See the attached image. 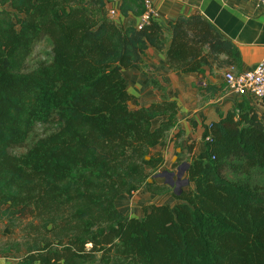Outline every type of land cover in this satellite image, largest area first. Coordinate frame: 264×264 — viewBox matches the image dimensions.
<instances>
[{
    "label": "trees",
    "instance_id": "obj_1",
    "mask_svg": "<svg viewBox=\"0 0 264 264\" xmlns=\"http://www.w3.org/2000/svg\"><path fill=\"white\" fill-rule=\"evenodd\" d=\"M145 8L122 0L119 11ZM166 28L169 67L202 74L205 98L227 85L204 79L205 66L240 70L238 44L201 12L138 28L109 16L106 0H0V216L23 219L27 248L4 264H264V183L243 175L264 168L253 105L205 124L206 149L186 163L195 187L154 178L165 161L154 147L177 125L179 104L153 77L161 99L132 107L124 70L143 68L149 46L163 49ZM43 39L50 56L28 67ZM39 124L50 127L31 140ZM144 186L179 201L126 215L118 196Z\"/></svg>",
    "mask_w": 264,
    "mask_h": 264
},
{
    "label": "crops",
    "instance_id": "obj_2",
    "mask_svg": "<svg viewBox=\"0 0 264 264\" xmlns=\"http://www.w3.org/2000/svg\"><path fill=\"white\" fill-rule=\"evenodd\" d=\"M160 11V19L165 23L174 20L181 14L201 12L208 17L218 29L227 37L233 39L239 46L242 54L240 70L253 67L264 58V5L253 0H152ZM122 0H106V7L120 10ZM120 12V11H119ZM121 25L137 24L140 15L130 13L119 15L116 19ZM171 30L166 28L162 34L166 40L163 49L149 46L144 55V67H131L124 70L128 88L134 94L136 105H149L161 99L162 89L152 84L156 78L171 98L179 104L178 123L166 137V142L158 144L154 150H161L164 155V164L154 177L158 182H166L167 175L160 174L166 170L177 171L178 160L188 163L193 154L206 149L203 137L205 124L217 120L231 108L243 101L253 105L264 121V97L249 98L234 95L227 87L218 91L212 98H205L199 89L202 74L196 71H178L169 67L166 50L170 43ZM232 67L214 65L205 66L204 79L217 84L225 82V73ZM165 116H158L153 120L157 125ZM178 167V166H177ZM153 176L150 180L154 179ZM190 187H195L190 182ZM171 186V184H170ZM172 187V186H171ZM185 189L188 186L185 185ZM173 189V188H172ZM179 201L172 190L157 193L149 191L145 186L138 189L133 196L121 193L117 206L128 216H142L144 205L150 203H171ZM174 205V204H172Z\"/></svg>",
    "mask_w": 264,
    "mask_h": 264
},
{
    "label": "rangeland",
    "instance_id": "obj_3",
    "mask_svg": "<svg viewBox=\"0 0 264 264\" xmlns=\"http://www.w3.org/2000/svg\"><path fill=\"white\" fill-rule=\"evenodd\" d=\"M115 17V19H118ZM51 54V43L48 39H43L39 41L32 54L29 57V61L27 66L33 67L35 66L41 59L49 57ZM136 101H131V106L135 107ZM157 122L158 120H154ZM50 125H42L39 124L36 128L35 134L32 135L31 140H33L37 135L43 133ZM30 140V141H31ZM13 150L17 153L23 152L26 150V146H17L14 147ZM179 164V163H177ZM178 166V167H177ZM176 166V174L174 175L175 180L178 178L179 183L171 185L174 190H176V186L178 188L185 187L188 183L184 181L187 177V173L185 170V163H181ZM182 170L181 175L178 177L177 173ZM161 173V172H160ZM228 175L238 178L240 173H232L228 171ZM246 177H249L252 181L264 183V168H256L249 173L243 174ZM170 178V177H169ZM175 205V201L172 202ZM24 234V222L22 218H15L7 216H0V264H4L7 262H17L26 252L25 239L23 237Z\"/></svg>",
    "mask_w": 264,
    "mask_h": 264
},
{
    "label": "built area",
    "instance_id": "obj_4",
    "mask_svg": "<svg viewBox=\"0 0 264 264\" xmlns=\"http://www.w3.org/2000/svg\"><path fill=\"white\" fill-rule=\"evenodd\" d=\"M253 1L264 5V0ZM145 6L146 8L140 15V20L137 23L138 28H143L152 18H160V11L152 0H145ZM106 12L113 18L120 15L118 8L106 7ZM225 81L227 89L234 95L258 99L263 98L264 58L253 67L247 69L236 70L233 67L228 69L225 73Z\"/></svg>",
    "mask_w": 264,
    "mask_h": 264
},
{
    "label": "water",
    "instance_id": "obj_5",
    "mask_svg": "<svg viewBox=\"0 0 264 264\" xmlns=\"http://www.w3.org/2000/svg\"><path fill=\"white\" fill-rule=\"evenodd\" d=\"M185 165H187V164L185 163ZM185 170H186V166H185ZM163 173L167 175V180H166V182H168V183L171 184V185H174V184H177V185H178L180 179L178 178L177 180H175V178H174V175L176 174L175 171H169V170H166V171H164V172H161L160 174H163ZM181 173H182V170L179 171V172L177 173L178 177L181 175ZM169 177H170V178H169ZM184 181H185L186 183H189V178L186 177V178L184 179ZM178 187H179V186H176V190L179 189Z\"/></svg>",
    "mask_w": 264,
    "mask_h": 264
}]
</instances>
